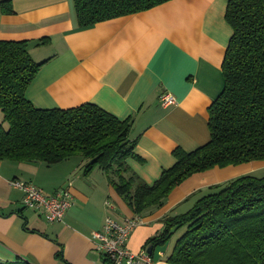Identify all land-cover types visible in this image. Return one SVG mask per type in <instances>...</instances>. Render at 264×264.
<instances>
[{"label":"crops","instance_id":"0c3cea01","mask_svg":"<svg viewBox=\"0 0 264 264\" xmlns=\"http://www.w3.org/2000/svg\"><path fill=\"white\" fill-rule=\"evenodd\" d=\"M228 1L171 0L78 29L73 0H13L12 14L0 6V41H29L32 59L45 62L26 91L34 107L92 103L121 120L131 117L135 152L144 162L128 163L153 184L174 165L176 148L191 152L210 140L208 108L224 87L222 63L231 36ZM42 38L49 44L37 46ZM165 92L175 97L174 105H162ZM86 163L81 156L51 166L0 162L1 262L107 264L91 241L106 216L118 222L140 219L127 244L138 253L163 230L164 218L184 214L215 187L264 168L258 161L194 174L160 208L135 215L99 168L84 174ZM12 180L34 184L48 195L71 182L72 206L61 222L48 223L23 206V192L10 185ZM174 244L157 248L154 264H169L165 258Z\"/></svg>","mask_w":264,"mask_h":264},{"label":"trees","instance_id":"16d2710c","mask_svg":"<svg viewBox=\"0 0 264 264\" xmlns=\"http://www.w3.org/2000/svg\"><path fill=\"white\" fill-rule=\"evenodd\" d=\"M171 0H73L77 28L148 11ZM13 0L0 4L12 14ZM231 36L222 63L224 87L208 108L210 140L194 151H173L175 163L146 183L128 161L144 160L131 138L133 120H121L95 104L38 109L26 91L45 62H35L29 41H0V162L87 161L99 168L135 215L160 208L171 191L197 173L264 161V0H229ZM42 38L37 46L49 44ZM163 230L145 249L155 250L179 231L169 264H264V176L245 175L215 187L184 214L163 219ZM107 262V259L103 257ZM0 264H31L27 261Z\"/></svg>","mask_w":264,"mask_h":264},{"label":"built area","instance_id":"2783aa9c","mask_svg":"<svg viewBox=\"0 0 264 264\" xmlns=\"http://www.w3.org/2000/svg\"><path fill=\"white\" fill-rule=\"evenodd\" d=\"M164 106L174 105L175 97L168 92L160 96ZM10 185L23 192L22 203L27 209L41 214L48 223L61 222L72 206V196L69 187L60 189L48 195L34 184L19 180L10 181ZM106 205H112L106 202ZM141 224L140 219L133 218L118 222L111 216H106L101 231L91 233L94 248L107 259V264H154V257L148 254L147 249L133 253L128 249V242L132 232Z\"/></svg>","mask_w":264,"mask_h":264},{"label":"rangeland","instance_id":"374dc122","mask_svg":"<svg viewBox=\"0 0 264 264\" xmlns=\"http://www.w3.org/2000/svg\"><path fill=\"white\" fill-rule=\"evenodd\" d=\"M0 125H2L5 129L8 128V125L4 122L3 114L1 112H0ZM254 175H256L257 177H263L264 176V168L262 170L256 172V173H254ZM30 211H32V210H30ZM180 233H181V231L179 233L177 232L172 237V239L170 240L169 243H167L166 245H164V246H162L160 248L164 249L166 247L167 249H169L172 246V244H174L175 239L180 236Z\"/></svg>","mask_w":264,"mask_h":264},{"label":"water","instance_id":"95a60500","mask_svg":"<svg viewBox=\"0 0 264 264\" xmlns=\"http://www.w3.org/2000/svg\"><path fill=\"white\" fill-rule=\"evenodd\" d=\"M153 250H154V249H153L152 246L148 247V248H147V252H148V254L152 255Z\"/></svg>","mask_w":264,"mask_h":264}]
</instances>
